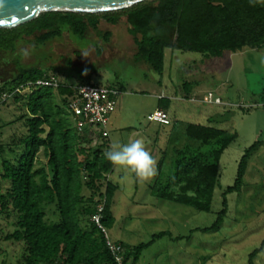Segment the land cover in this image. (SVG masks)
Returning <instances> with one entry per match:
<instances>
[{"label":"trees","instance_id":"trees-1","mask_svg":"<svg viewBox=\"0 0 264 264\" xmlns=\"http://www.w3.org/2000/svg\"><path fill=\"white\" fill-rule=\"evenodd\" d=\"M123 17L135 38L138 59L157 72L164 70L167 48L211 57L264 48V0H146L99 14L46 12L18 27L0 28V57L14 53L20 40L38 33V43L45 44L64 31L84 38L91 28L108 42L112 32L100 29L101 20L116 25ZM51 76L57 77L18 63L17 73L0 82L2 102L12 99L20 106L19 120L25 127L10 143L1 144L0 254L1 242L6 241L21 246L18 264H120L110 241L122 246V264H136L154 240L168 233L156 234L154 240L131 248L111 238L109 229L116 222L112 206L119 185L111 179L114 166L105 158L109 137L87 129L79 133L69 104L75 86L83 83L71 74L63 82L57 77V87L36 84ZM4 94L8 95L5 100ZM160 108L167 111L169 106L161 103ZM95 133L105 142L86 147L93 143ZM187 135L198 141V148L195 152L190 147L177 150L176 171L164 180L159 167L151 189L161 199L210 211L222 154L238 134L190 124ZM258 145L256 142L243 155L235 183L226 189L223 209L214 223L195 230L216 232L224 224L229 212L227 194L242 190L249 159ZM41 154L46 163H40ZM48 210L55 214L54 220L47 219ZM97 214L108 235L93 220ZM2 218L13 220V230L4 231ZM263 251L264 240L250 253L249 264H256L255 258Z\"/></svg>","mask_w":264,"mask_h":264},{"label":"rangeland","instance_id":"rangeland-1","mask_svg":"<svg viewBox=\"0 0 264 264\" xmlns=\"http://www.w3.org/2000/svg\"><path fill=\"white\" fill-rule=\"evenodd\" d=\"M100 29L112 32L108 42L91 28L84 38L64 31L45 44L38 43L41 33L24 37L14 53L1 55L0 82L12 78L20 63L45 69L61 82L72 74L78 83L119 88L122 92L111 116L114 123L109 126L110 149L142 139L157 161V175L161 167L164 180L176 171L177 150L190 147L195 152L198 148V141L187 135L190 124L237 133L222 154L210 211L159 198L151 189L157 175L140 181L114 166L110 177L119 189L112 206L116 222L109 234L131 248L168 233L154 240L136 264H249L250 253L264 240V65L258 59L264 56V48L226 52L222 57L167 48L164 70L157 72L138 59L126 17L116 25L101 20ZM161 103L169 105L170 125L148 118ZM21 113L15 101L4 104L0 94V161L1 144L25 131ZM92 138L86 147L105 142L96 133ZM256 142L259 145L249 159L242 190L227 194L229 212L224 224L216 232L195 230L214 223L223 209L226 189L235 183L243 155ZM39 161L46 163L47 159L41 154ZM55 218L48 210L47 219ZM12 221L2 218L5 232L13 230ZM1 249L0 264H18L20 245L2 241ZM255 263L264 264V251Z\"/></svg>","mask_w":264,"mask_h":264},{"label":"built area","instance_id":"built-area-1","mask_svg":"<svg viewBox=\"0 0 264 264\" xmlns=\"http://www.w3.org/2000/svg\"><path fill=\"white\" fill-rule=\"evenodd\" d=\"M37 85L55 86L59 85V80L55 76L50 78H41L36 82ZM121 90L115 86H100L94 83H83L75 86V97L69 104V109L72 113L74 124L79 131L83 133L86 126H91L92 131L102 133L103 136L109 137V125L111 115L116 111L118 98ZM7 94L3 95L5 100ZM149 120L159 122L161 124L170 125L172 120L168 112L158 108L151 112L148 116ZM102 210V207L100 208ZM93 220L99 225L105 234L108 231L101 224V215L97 214ZM112 250L117 253V259L122 264L123 260L120 255L122 246L116 245L109 241Z\"/></svg>","mask_w":264,"mask_h":264},{"label":"water","instance_id":"water-1","mask_svg":"<svg viewBox=\"0 0 264 264\" xmlns=\"http://www.w3.org/2000/svg\"><path fill=\"white\" fill-rule=\"evenodd\" d=\"M146 0H3L0 28L12 29L46 12L99 14L120 11Z\"/></svg>","mask_w":264,"mask_h":264},{"label":"clouds","instance_id":"clouds-1","mask_svg":"<svg viewBox=\"0 0 264 264\" xmlns=\"http://www.w3.org/2000/svg\"><path fill=\"white\" fill-rule=\"evenodd\" d=\"M251 2L253 0H250ZM2 4L3 0H0V6ZM258 59L259 64L264 65V56ZM105 158L113 166L131 172L140 181H148L157 175V161L147 150L142 139L116 145L106 151Z\"/></svg>","mask_w":264,"mask_h":264},{"label":"crops","instance_id":"crops-1","mask_svg":"<svg viewBox=\"0 0 264 264\" xmlns=\"http://www.w3.org/2000/svg\"><path fill=\"white\" fill-rule=\"evenodd\" d=\"M160 97L163 98L162 95H161ZM162 104L165 105V106H167V107L169 106L168 103H162ZM160 105H161V104H160ZM160 105H159L156 109L160 108ZM167 112H168V114L171 116L170 111H169V108H168ZM112 115H113V114H112ZM112 115H111V116H112ZM170 118H171V117H170ZM113 123H114V121H113V120L111 121V118H110V125H109V126L113 125ZM109 137H110V136H109Z\"/></svg>","mask_w":264,"mask_h":264}]
</instances>
